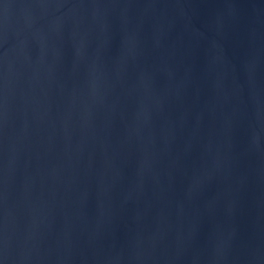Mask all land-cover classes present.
Wrapping results in <instances>:
<instances>
[{"label": "water", "instance_id": "obj_1", "mask_svg": "<svg viewBox=\"0 0 264 264\" xmlns=\"http://www.w3.org/2000/svg\"><path fill=\"white\" fill-rule=\"evenodd\" d=\"M0 264H264V0H0Z\"/></svg>", "mask_w": 264, "mask_h": 264}]
</instances>
